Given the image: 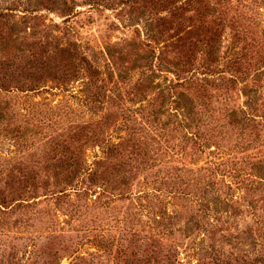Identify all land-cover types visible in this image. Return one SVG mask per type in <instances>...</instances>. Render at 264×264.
<instances>
[{
    "label": "rangeland",
    "instance_id": "1",
    "mask_svg": "<svg viewBox=\"0 0 264 264\" xmlns=\"http://www.w3.org/2000/svg\"><path fill=\"white\" fill-rule=\"evenodd\" d=\"M0 264H264V0H0Z\"/></svg>",
    "mask_w": 264,
    "mask_h": 264
}]
</instances>
